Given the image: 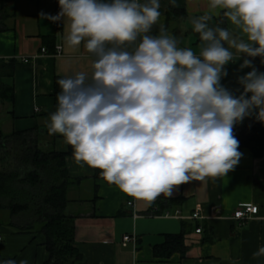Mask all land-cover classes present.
<instances>
[{
    "label": "clouds",
    "instance_id": "clouds-1",
    "mask_svg": "<svg viewBox=\"0 0 264 264\" xmlns=\"http://www.w3.org/2000/svg\"><path fill=\"white\" fill-rule=\"evenodd\" d=\"M58 3L55 16L41 15L63 22L67 48L83 44L94 57L90 72L57 80V107L46 122L49 135L72 147L77 165L100 170L108 184L149 205L235 169L243 154L234 126L253 115L264 123V73L249 59L264 64V0H207V11L191 18L198 55L179 47L163 25L150 34L160 21L159 0ZM221 11L231 29L210 26ZM242 55L239 70L251 71L237 77V96L221 80ZM262 256L264 246L253 259Z\"/></svg>",
    "mask_w": 264,
    "mask_h": 264
},
{
    "label": "crops",
    "instance_id": "crops-1",
    "mask_svg": "<svg viewBox=\"0 0 264 264\" xmlns=\"http://www.w3.org/2000/svg\"><path fill=\"white\" fill-rule=\"evenodd\" d=\"M141 3L145 0H140ZM163 25L181 48H191L199 54L201 41L193 31L191 18L207 11V0H159ZM185 11L186 17L169 19L168 10ZM0 31V61L15 62L13 78L14 101L0 103V132L7 136L30 130L41 132L40 141L57 152H67L69 145L59 134L49 135L46 122L56 110V80L76 71L90 72L94 57L81 44L72 50L64 45L63 22L44 18L55 16L60 9L56 0H6ZM231 29L221 14L214 16L210 26ZM60 46L62 53L55 54ZM47 49V53L42 52ZM243 55L225 66L228 75L221 83L239 95L243 91L237 77L251 71L239 70ZM252 59L253 66L264 73L261 58ZM4 67V65H3ZM5 68V67H4ZM251 93L248 94L250 96ZM259 122L254 115L234 126L244 127ZM228 175L206 182L193 181L174 190L171 197L159 196L150 205L122 193L115 185L96 177V169L77 165L73 157L66 158L69 178L75 183L68 191L70 203L66 214L75 221L76 246L82 254L77 264H264V256L253 259V253L264 246V150L256 158L248 149ZM134 207H129V203ZM259 207V214L239 227L234 218L241 205ZM136 212V217L134 216ZM166 212H179L180 218H164ZM199 213L200 220L192 219ZM10 212L0 210V261L27 260L28 264H45L49 255L40 233L18 234L10 223ZM202 228V233L196 230ZM134 236L136 243L123 246V238ZM183 235L185 253L176 252L162 258L158 250L167 236Z\"/></svg>",
    "mask_w": 264,
    "mask_h": 264
},
{
    "label": "trees",
    "instance_id": "trees-1",
    "mask_svg": "<svg viewBox=\"0 0 264 264\" xmlns=\"http://www.w3.org/2000/svg\"><path fill=\"white\" fill-rule=\"evenodd\" d=\"M5 3L6 0H0ZM59 8L58 0H56ZM168 17H186L185 11L169 9ZM3 10L0 11V31ZM157 25L151 35H158ZM0 61V103L14 101V87L7 80L13 78L15 62ZM4 65V67H3ZM58 80V79H57ZM56 80L55 101L60 91ZM239 140V151L250 150L256 158L263 155L264 123L251 122L233 128ZM41 132L30 130L3 135L0 132V210L10 212L9 226L18 234L40 233L45 239L49 258L45 264H77L82 254L76 246L75 221L66 214L70 203L68 191L75 183L67 173L66 158L73 157L69 145L67 152L44 147ZM96 177L101 178L96 169ZM183 235L167 236L164 247L158 250L162 258L176 252L185 253Z\"/></svg>",
    "mask_w": 264,
    "mask_h": 264
},
{
    "label": "built area",
    "instance_id": "built-area-1",
    "mask_svg": "<svg viewBox=\"0 0 264 264\" xmlns=\"http://www.w3.org/2000/svg\"><path fill=\"white\" fill-rule=\"evenodd\" d=\"M42 52L44 54L47 53V49H43ZM62 53V48L60 46L55 48V54L56 55H60ZM129 207H134V203H129L128 204ZM259 214V207L255 206V205H241L239 206L234 213V220L236 222H238L239 227L243 226V224L251 221L253 218H255L257 215ZM134 216L136 217V212H134ZM164 218H180V213L179 212H175V213H171V212H166L163 216ZM194 220H200L202 219L201 215L199 213H195L192 215L191 217ZM197 234H201L202 233V228H198L196 230ZM3 241V237H0V243H2ZM134 242L136 243V239L134 236H130L127 235L123 238V246L127 247L129 243Z\"/></svg>",
    "mask_w": 264,
    "mask_h": 264
}]
</instances>
